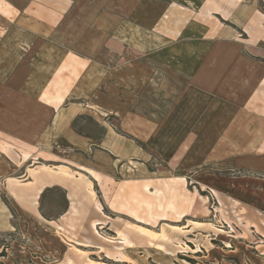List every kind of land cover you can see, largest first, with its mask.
<instances>
[{
    "label": "rangeland",
    "instance_id": "rangeland-1",
    "mask_svg": "<svg viewBox=\"0 0 264 264\" xmlns=\"http://www.w3.org/2000/svg\"><path fill=\"white\" fill-rule=\"evenodd\" d=\"M3 1L1 31L16 27L7 20L14 16L21 28L31 21L40 27L31 14L23 13L25 7L43 17L58 10L61 24L47 27V34L68 49L89 22V2L101 7L108 3L110 11L130 17L137 12L140 23L152 22L147 15L151 17L153 6L135 0ZM72 1L79 7L75 18ZM17 32L25 35L18 28ZM37 34L46 35L42 29ZM130 34L136 48L140 38L153 41L150 34ZM106 37L84 35L80 46L90 48L91 38L98 43ZM130 51L113 48L101 55L100 63L117 68L113 71H121L122 78L129 73L120 68L124 65L134 78L145 72L149 83L120 82L111 99L109 89L95 87L97 82L88 73L85 88H74L65 103L72 104L67 129L44 134L53 115L47 109L39 108V125L28 124L36 109L1 111L5 124L0 125V264H264V169L234 156L252 149V142H220L235 111L221 105L205 113L194 131L199 135L189 139L197 143L177 145L183 135L179 137L177 129H161L160 120L175 102L173 92L159 91L151 54ZM1 59L2 55L0 63ZM186 80L181 77V85ZM85 98L90 106L78 105ZM116 106L119 114L112 116L109 110ZM102 110L103 119L98 121L105 123V133L93 120ZM134 125L139 131L129 133ZM65 163L71 165L73 176L84 180L85 189L82 180L38 174L53 185L43 188L36 199L22 200L23 193L29 196L32 191L23 184L33 177L34 168ZM71 186L74 196L68 194Z\"/></svg>",
    "mask_w": 264,
    "mask_h": 264
},
{
    "label": "crops",
    "instance_id": "crops-1",
    "mask_svg": "<svg viewBox=\"0 0 264 264\" xmlns=\"http://www.w3.org/2000/svg\"><path fill=\"white\" fill-rule=\"evenodd\" d=\"M135 1L141 5L145 2L153 6L151 17L147 15V18L152 19L150 24L140 23L141 18L137 12L135 17H130L127 13L125 15L110 11L108 3L101 7L96 1L89 2V22L84 33L81 31L75 36L73 49L61 45L56 37L47 34V27L61 24L56 18L60 14L56 9L48 13L49 17H43V14L33 15L31 11L28 13V7L24 8L23 13L31 14L30 17L39 21L40 27L31 21L32 25L27 24L25 28H21L22 23L15 21L17 16H14L7 20L16 27L1 31L3 26L0 21V86L3 88L0 92L3 96L0 98V113L4 109L20 108L30 112L36 109L35 119L32 113L28 124L39 125V108L47 109L53 115L44 134L48 132V135H52L62 126L67 129L72 118V104L65 103L74 88H85L88 73L92 72V77L97 82L95 87L106 86L109 89L111 99H114L116 93L113 91L120 82L127 84L141 79V83H149L151 79L145 72L134 78L132 70L127 69L126 65L120 68L129 73H125V78H122L121 71H113L117 68H107L100 63L101 55L113 48L119 50V47L125 52L128 49L131 53L148 52L156 65L159 91L168 92V95L173 92L171 97L175 101L161 117V129H177L179 137L183 135V140L177 143L179 146L197 143L195 139H189H193L191 135H199L194 131L199 127L200 119L204 118L205 113L215 112L223 105L235 113H231L225 125L228 128L225 130L226 138L220 142H252V149L234 156L247 159L252 168L259 166L264 169V0ZM4 3L0 0L2 11L6 10ZM71 7L75 18L79 7L75 6L74 1ZM17 28L24 31L25 35H19ZM41 29L46 35L37 34ZM130 32H136L138 37L150 34L153 41L151 39L148 43L146 38H140L136 48L131 45ZM98 34H106V40L93 43L94 38H91L92 47L84 46L86 49H83L80 46L84 35ZM7 53L10 56H5ZM181 77L187 79L184 85H181ZM97 97L95 95V99ZM85 99L80 100L78 105L90 106L91 102ZM63 105L66 108L62 110L60 108ZM80 109L82 113L84 108L80 106ZM119 109L116 106L109 112L114 116L119 114ZM103 110L99 114L95 113L96 118L93 117V120L99 124L98 128L102 127V133H105V123L98 121L101 117L103 119ZM249 116L252 121L248 120ZM3 124L5 123L0 120V125ZM239 126L244 130L235 131L234 127ZM134 127L130 126L129 133L136 134L139 131L135 125ZM109 133L107 131V135ZM40 135L39 133L38 138ZM195 137L197 139L198 136ZM20 138H24V134ZM131 147L133 145L130 143L129 148ZM70 166L68 163L59 166L44 164L34 168L33 177L23 184L24 187H32V191L29 196L23 193L22 200L31 197L36 199L43 188L53 185L38 174L47 173L64 180H82L72 175ZM65 170L70 173H65ZM82 182L85 189L84 180ZM73 190L72 186L68 189L70 196H74ZM67 198L69 199L68 196Z\"/></svg>",
    "mask_w": 264,
    "mask_h": 264
},
{
    "label": "bare ground",
    "instance_id": "bare-ground-1",
    "mask_svg": "<svg viewBox=\"0 0 264 264\" xmlns=\"http://www.w3.org/2000/svg\"><path fill=\"white\" fill-rule=\"evenodd\" d=\"M97 207V209H99V210H102V208L98 205V206H96ZM94 225V224H93ZM121 241H122V243H124V244H128L129 245V242H128V240L125 238V237H122L121 238Z\"/></svg>",
    "mask_w": 264,
    "mask_h": 264
}]
</instances>
